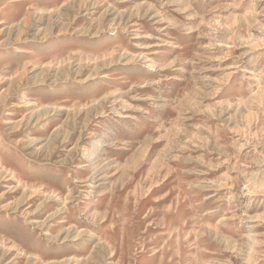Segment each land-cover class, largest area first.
I'll use <instances>...</instances> for the list:
<instances>
[{"label": "rangeland", "instance_id": "374dc122", "mask_svg": "<svg viewBox=\"0 0 264 264\" xmlns=\"http://www.w3.org/2000/svg\"><path fill=\"white\" fill-rule=\"evenodd\" d=\"M0 264H264V0H0Z\"/></svg>", "mask_w": 264, "mask_h": 264}]
</instances>
